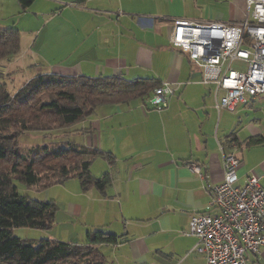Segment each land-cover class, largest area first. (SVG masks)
I'll use <instances>...</instances> for the list:
<instances>
[{"label": "crops", "instance_id": "1", "mask_svg": "<svg viewBox=\"0 0 264 264\" xmlns=\"http://www.w3.org/2000/svg\"><path fill=\"white\" fill-rule=\"evenodd\" d=\"M103 1L79 0L75 7L67 5L62 10L60 30L64 36L76 34L79 58L49 74L121 78L128 82L154 79L160 84H174L175 94L163 112L143 108L141 111L133 103L105 106L98 109L93 119L77 126L76 134L84 141L89 138L84 144L115 158L109 164L110 172H106L112 177L110 192H115L108 199L102 195L106 198L102 200L120 201L126 210L122 215L127 225L121 236L110 233L118 236L120 243L94 249L126 252L130 264H149L151 256L165 261L160 259L153 264H206L194 251L197 240L185 237L184 232L195 214L214 212L208 210L209 190L221 184L225 176L220 145L225 153H234L242 162L238 171L240 186H245L247 176L255 173L264 187V145H249L250 139L264 134L250 128L252 135L244 142L238 136L232 141L234 134L224 140L218 137L212 125L213 108L206 105L210 91L201 83L202 70L187 54L172 46V23L183 19L237 25L248 17L247 0L232 6L229 21L219 16L207 22L175 14L165 0H108L106 4ZM261 97L238 110L247 116L251 111L259 115L264 106ZM259 116L251 124L260 121ZM103 123L109 126L108 148L100 135ZM81 131L91 133L84 135ZM96 135L100 136L97 144L90 138ZM243 144L246 150H242ZM190 165L200 167L202 178ZM78 211L74 208L72 214ZM102 228L96 231L106 232ZM247 264H264V249L259 256H249Z\"/></svg>", "mask_w": 264, "mask_h": 264}, {"label": "trees", "instance_id": "2", "mask_svg": "<svg viewBox=\"0 0 264 264\" xmlns=\"http://www.w3.org/2000/svg\"><path fill=\"white\" fill-rule=\"evenodd\" d=\"M18 2L27 8L34 0ZM20 52V31L0 30V61L11 63ZM161 85L154 79L128 82L121 78L39 74L13 95L0 81V164L11 165L10 172L0 173V264H105L103 255L89 249L117 246L120 238L114 234L96 231L88 233L83 243L48 240L38 247L15 237L14 229L51 231L55 222L49 203L22 195L16 184L36 187L42 182L39 169L45 161L76 159L72 167L60 166L45 189L76 179L86 192L96 189L105 193L112 177L108 173L95 177L92 166L98 159L111 165L115 158L91 145H77L73 138L82 137L76 134V126L93 118L101 107L149 100ZM57 131H67L69 140L62 145L40 144L30 149L23 148L20 142L26 133ZM232 137L235 141L236 135ZM249 145H264V137L250 139Z\"/></svg>", "mask_w": 264, "mask_h": 264}, {"label": "rangeland", "instance_id": "3", "mask_svg": "<svg viewBox=\"0 0 264 264\" xmlns=\"http://www.w3.org/2000/svg\"><path fill=\"white\" fill-rule=\"evenodd\" d=\"M78 1L36 0L28 10H24L16 0H0V30L16 28L20 31L22 38V50L19 58L11 63L0 61V74L4 75V77L0 78V81L7 84L10 94L14 95L29 80L39 74L55 73L61 66L65 67V65L77 61L79 54L77 51L76 34L71 33L65 36L62 34L60 30V13L67 5L69 8L75 7ZM165 1L172 5L175 14L181 13V16L183 15L184 17L206 22L215 21L219 16H223L225 21H229L232 6H237V3L239 4L240 2V0ZM103 2L106 4L108 0H104ZM31 46H33L32 49ZM206 88L210 91L206 105L213 108L212 113L214 119L212 125L219 138L224 140L227 135L235 134L244 142L252 135L250 128L264 134V106L262 108L260 105V107L258 106V108H261L260 116H255V112L253 111L247 116L246 114L240 113V109H237L235 113H229L224 110L218 112L216 109L214 89L210 86H205ZM261 100H264V95ZM133 104L136 107L139 106L141 111L145 106L151 110L149 100L138 101ZM257 116H259L260 121H257L256 124H251ZM85 122L80 123L78 126H82ZM108 127L103 123L100 132L103 145L106 148H108L106 140ZM118 130H120L119 126ZM84 132L87 133L88 131ZM95 137L96 139H94ZM99 137L97 135L90 136L96 144L98 143ZM88 139L85 140L86 143ZM68 140L67 131L26 133L20 138L22 147L26 149L40 144L62 145ZM73 140L80 146L85 143L84 138L75 137ZM243 145L242 150H246V145ZM76 161V159L58 162L45 161L39 169L42 182L38 186L25 187L16 184L22 195L33 200L49 203L53 207L55 222L51 231L29 228L14 229L13 235L15 237L34 247H38L42 242L52 239H58L63 242L72 241L71 243H81L86 239L88 231L95 233L96 229L102 227L106 233H117L118 236H121L120 234L123 233L122 230L127 225L122 215V213H126L125 208L121 206L120 201L105 202L102 200L106 199L102 195H106L107 199L114 195V189L110 192L111 188L109 187L104 194L98 192L96 189L86 192L76 179H71L63 185L45 189L49 182L54 180V176L58 174L57 170L60 166L72 167ZM10 171L11 165L9 163L0 164V173H8ZM92 172L95 177L99 178L106 172H110L109 164L103 159H98L92 166ZM74 208H79L76 215L72 214ZM79 250L87 252L84 249ZM89 250L91 252H99L94 248ZM99 253L105 257V264H130V261L125 256L126 252H116L110 248H102ZM149 260V264H153L156 260L164 261L162 257L156 258L154 256L149 257Z\"/></svg>", "mask_w": 264, "mask_h": 264}, {"label": "built area", "instance_id": "4", "mask_svg": "<svg viewBox=\"0 0 264 264\" xmlns=\"http://www.w3.org/2000/svg\"><path fill=\"white\" fill-rule=\"evenodd\" d=\"M248 17L237 25L199 23L178 19L170 41L202 70V84L213 87L218 112L235 113L264 95V0H247ZM175 94V85L163 83L149 99L152 111L163 112ZM145 111L150 109L143 107ZM224 152V181L209 190L208 210L195 214L184 232L195 238L194 251L206 264H247L264 249V187L255 173L239 185L242 162ZM202 178L200 167L190 165Z\"/></svg>", "mask_w": 264, "mask_h": 264}]
</instances>
